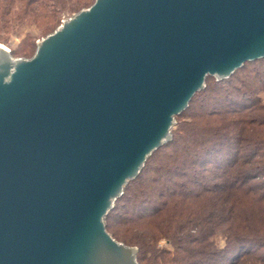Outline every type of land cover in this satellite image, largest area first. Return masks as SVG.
Listing matches in <instances>:
<instances>
[{
	"label": "water",
	"instance_id": "water-1",
	"mask_svg": "<svg viewBox=\"0 0 264 264\" xmlns=\"http://www.w3.org/2000/svg\"><path fill=\"white\" fill-rule=\"evenodd\" d=\"M264 59V0H93L0 45V264H137L104 218L204 88Z\"/></svg>",
	"mask_w": 264,
	"mask_h": 264
},
{
	"label": "trees",
	"instance_id": "trees-1",
	"mask_svg": "<svg viewBox=\"0 0 264 264\" xmlns=\"http://www.w3.org/2000/svg\"><path fill=\"white\" fill-rule=\"evenodd\" d=\"M92 2L0 0V34L44 20L46 35L61 14ZM28 39L9 50L12 57L32 54L35 40ZM251 75L253 85L264 79V59L222 81L206 77L175 117L171 140L152 152L105 216V231L136 249L137 264H264V190L248 168L264 170V102L254 86L245 90Z\"/></svg>",
	"mask_w": 264,
	"mask_h": 264
},
{
	"label": "rangeland",
	"instance_id": "rangeland-1",
	"mask_svg": "<svg viewBox=\"0 0 264 264\" xmlns=\"http://www.w3.org/2000/svg\"><path fill=\"white\" fill-rule=\"evenodd\" d=\"M84 8H86V7H84ZM81 9H83V8H81ZM75 13L76 12H73V13H68L67 12V13L61 14L58 17L59 18V23H60L61 20H64V19L70 17L71 15H73ZM45 22H47V21L40 20V21H38V23H30V22H24V21L21 22V24L17 28H14V29L9 30V31H5L3 34H0V38H2V39L4 38L5 42H6L5 44L0 43V45L6 47L8 50H17V49L23 47L24 45H26L25 44L26 40H29L28 38H31V39L35 40L34 41V49H35V42L45 36L44 33H42V31L40 30V26L43 23H45ZM54 23L49 25L51 27V30L54 27ZM59 23H58V25H59ZM52 31H50V32L48 31L45 34L47 35V34L51 33ZM23 41H25V42L23 43ZM33 52H34V50H33ZM33 52H32V54H33ZM31 55H30V51H28V53L25 54L24 56L15 55V57H13V58H29ZM25 56H27V57H25ZM254 70H255V66H254ZM238 76H240V74H238ZM243 76H245V75H242L241 78ZM253 79L254 78L251 75L249 79L245 80L246 83L249 82V85L247 83V86H246L245 90L248 93L249 89L254 86V91L255 92L253 94H255L254 96H256V98L258 99V102L260 104H262L264 102V79L260 80L261 82L258 81V83H255L254 85H253V82H255V81ZM245 81H244V83H245ZM247 95H249V94H247ZM243 148L245 149L246 147H243ZM262 166H263V164L262 165H258V166L254 165V166H251V167H248V168H249V171L252 172V174L257 175L258 178H259L258 180L253 181V182H255L257 184H260V186H261L260 188L262 190H264V170H263ZM158 246L159 247H164L165 246V243L163 242V240L158 241ZM243 264H246V263H243ZM250 264H252V263H250Z\"/></svg>",
	"mask_w": 264,
	"mask_h": 264
}]
</instances>
